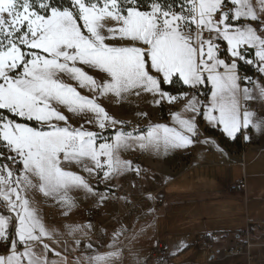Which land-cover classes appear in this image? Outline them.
Listing matches in <instances>:
<instances>
[{
    "label": "snow or ice",
    "instance_id": "1",
    "mask_svg": "<svg viewBox=\"0 0 264 264\" xmlns=\"http://www.w3.org/2000/svg\"><path fill=\"white\" fill-rule=\"evenodd\" d=\"M132 94L167 106L169 122L137 128L110 114L106 100ZM255 102L264 0H0V264H139L123 242L137 233L121 225L104 246L91 222L71 221L76 194L120 199L112 180L142 173L126 151L203 144L224 155L201 124L233 141L264 135ZM37 191L61 208L60 228L43 219Z\"/></svg>",
    "mask_w": 264,
    "mask_h": 264
},
{
    "label": "crops",
    "instance_id": "2",
    "mask_svg": "<svg viewBox=\"0 0 264 264\" xmlns=\"http://www.w3.org/2000/svg\"><path fill=\"white\" fill-rule=\"evenodd\" d=\"M146 97V94L125 96L120 100L122 105L137 104L140 109L131 113L125 110L120 116L111 105L112 100L111 107L105 103L111 115L129 124L136 122L139 128H144L149 122H169L168 107L148 108L150 98ZM257 105L259 107H255ZM263 105L264 102L254 103L260 111H263ZM179 109L178 104L173 110ZM140 113H148L149 118H143ZM201 127L209 138L222 139L224 155L209 150L203 144L187 150H173L167 153L168 156L163 151L123 152L122 158L126 159L144 154L141 164L144 176L135 180L131 173L119 175V179L113 182V190L120 199H110L103 205H96L91 197L78 194L79 207L73 212L71 221L87 223L82 209L85 206L96 207L99 217L92 223L94 244L107 246L112 230L124 225L129 229L130 237L133 232L137 235L123 242L139 252L143 245L138 244L148 235L152 258L158 257L155 255L158 248L166 252L164 245L169 247L171 242L177 245L182 236L187 238L195 234L198 238L194 241L204 237L206 241L202 245L214 250L206 264H264V135L253 134L250 140L239 138L240 147L245 148L241 153H234L228 149L234 148L233 140L223 136L217 128L205 124ZM241 180L246 185L243 192L229 191L230 185ZM33 198L39 203L42 217L49 226L60 228L67 222L61 208L54 202L46 201L41 193L33 194ZM247 230L250 247L245 255H227L225 251L228 248L237 247L243 240V236L237 234ZM207 233H212L215 239L209 238ZM62 238L71 241L70 237ZM3 250L4 244L0 243V251ZM62 255L72 261L80 253L68 251ZM149 262L150 258L147 260L146 257L143 264Z\"/></svg>",
    "mask_w": 264,
    "mask_h": 264
},
{
    "label": "rangeland",
    "instance_id": "3",
    "mask_svg": "<svg viewBox=\"0 0 264 264\" xmlns=\"http://www.w3.org/2000/svg\"><path fill=\"white\" fill-rule=\"evenodd\" d=\"M146 95H147L146 98H150V101L147 102L148 108H150V106H151V109L154 108V106H156V105L153 102V98L151 97V95H148V94H146ZM106 103H108V105L110 107L112 105L114 107V109L116 110V112L119 114V116L122 115L123 111H125V110L127 113H131V112H137L140 109V107L137 104L122 105L120 100H115V99H112L111 105H110L109 100H106ZM255 107H259V106L257 105ZM258 111H260V110H258ZM260 112L264 113L263 111H260ZM150 114H154V112H150ZM132 125L136 126V122H134ZM136 127L139 128L138 126H136ZM201 130H202V127H201ZM202 133H203V130H202ZM172 151L173 150H170L169 152H172ZM167 153H164V154L167 155ZM134 158H136V157H134ZM143 173H144V171H143ZM123 175H121V176H123ZM118 179H119V176H117L114 180H112V182H111L112 185H113V182H115ZM101 187H103V186H101ZM37 193H39V192L37 191L34 194H37ZM76 196H78V194ZM81 196H83V195H81ZM95 208L96 207L85 206L84 210L82 209V212L84 211L82 214H84V217H85V212L87 210L95 209ZM95 210L98 211V209H95ZM50 211H54V210H50ZM97 218L95 220H97ZM182 237H183L182 240L186 241L189 246L181 247L179 250L176 248L175 243L171 242V243H169V247L164 245V248L166 249L167 256H160V257L158 256V257L152 258V257H150L151 251L149 248L150 240L148 239V235H145L144 239L141 241V243L138 244L139 246H141V244L143 245L141 247V249H143V250L140 252V253H142V256H141L139 264H143L146 260V257H147V260L150 258V262H149L150 264H206V262L211 257V253H214V250L213 251L209 250L208 248L203 246L202 245L203 241H201V240H200V245L198 247H196L194 245V242H195L194 240L198 237H196L195 234L194 235L193 234L188 235L187 238L184 236H182ZM182 240H180V241H182ZM200 258H202V260H200Z\"/></svg>",
    "mask_w": 264,
    "mask_h": 264
},
{
    "label": "built area",
    "instance_id": "4",
    "mask_svg": "<svg viewBox=\"0 0 264 264\" xmlns=\"http://www.w3.org/2000/svg\"><path fill=\"white\" fill-rule=\"evenodd\" d=\"M245 70H248L251 74V70L248 69L247 66H245ZM263 111H264V105H263ZM130 125H132V124H130ZM242 142H244V141H242ZM243 148H245V147H243ZM243 148H241L240 151L237 149H233L234 150L233 152L234 153H241V151H243ZM132 160H134V162L136 164H139L141 166V164L143 163V160H144V154H141L140 156H137L136 158H133ZM143 176H144L143 169H142L141 176H139V177H137L133 173H131V177L135 180L141 179ZM245 187H246V185H245L244 180H241L235 184L230 185L229 191L240 193V192H243L245 190ZM85 217L87 219V222L93 223L95 221V219L97 217H99V212L95 209H89L85 212ZM248 238H249V231L247 230L243 233V240L240 242V244L237 247L228 248L225 251L226 254L229 256H232V257H239L242 255H245L246 250L249 249V247H250L249 242H248ZM200 240L205 242L206 238L201 237V239H197L194 242V245L196 247H198V245H200ZM155 255L166 256V252L160 247L155 251Z\"/></svg>",
    "mask_w": 264,
    "mask_h": 264
},
{
    "label": "trees",
    "instance_id": "5",
    "mask_svg": "<svg viewBox=\"0 0 264 264\" xmlns=\"http://www.w3.org/2000/svg\"><path fill=\"white\" fill-rule=\"evenodd\" d=\"M209 133H210V134H214L213 132H209ZM220 141L223 142L222 139H220ZM239 142H240L239 139L235 140V141H234V144H233V145H234V148H228V149L231 150V151H234L233 149H237V150L240 151V149H241L242 147H240ZM237 235H239V236H243V233H239V234H237Z\"/></svg>",
    "mask_w": 264,
    "mask_h": 264
}]
</instances>
